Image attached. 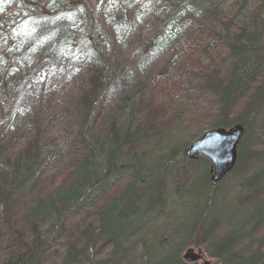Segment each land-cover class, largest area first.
Segmentation results:
<instances>
[{"label": "trees", "instance_id": "1", "mask_svg": "<svg viewBox=\"0 0 264 264\" xmlns=\"http://www.w3.org/2000/svg\"><path fill=\"white\" fill-rule=\"evenodd\" d=\"M236 124L213 184L185 149ZM189 245L264 264V0H0V264Z\"/></svg>", "mask_w": 264, "mask_h": 264}, {"label": "water", "instance_id": "2", "mask_svg": "<svg viewBox=\"0 0 264 264\" xmlns=\"http://www.w3.org/2000/svg\"><path fill=\"white\" fill-rule=\"evenodd\" d=\"M243 127L236 124L228 129L217 128L204 133L198 140L187 146L185 155L189 160L205 158L211 163L209 180L217 184L231 171L237 160V148L243 136ZM201 256L187 250L183 256L185 263H196ZM203 264H220L217 260L204 261Z\"/></svg>", "mask_w": 264, "mask_h": 264}, {"label": "rangeland", "instance_id": "3", "mask_svg": "<svg viewBox=\"0 0 264 264\" xmlns=\"http://www.w3.org/2000/svg\"><path fill=\"white\" fill-rule=\"evenodd\" d=\"M192 127H193V123H192ZM193 129V128H192ZM228 129V128H227ZM210 131V130H209ZM206 133V132H205ZM204 134V133H203ZM202 134V135H203ZM201 135V136H202ZM200 136V137H201ZM199 137V138H200ZM198 138V139H199ZM197 139V140H198ZM196 141V140H195ZM193 143V142H192ZM191 143V144H192ZM187 148V147H186ZM186 156V155H185ZM202 159V158H201ZM204 160H206L207 162H208V164H209V166H211V163L209 162V160H207V159H205L204 158ZM210 168V167H209ZM49 180L50 179H48V180H46V183L47 182H49ZM122 188V184H118L114 189H113V191L111 192V194H113V193H116V192H118L120 189ZM102 205V203L100 202L99 204H97V206H101ZM234 222V221H233ZM187 250H191L192 251V253L193 254H197V255H199V256H201V260H199V261H197L196 262V264H203V262L204 261H209V260H216V259H214V258H212V257H209L207 254H205L204 252H203V250H202V248L201 247H197V245L196 246H194V245H189V246H187V247H185L183 250H182V252H181V254H180V258H181V260L183 261V256L186 254V251ZM218 261V260H217ZM219 262V261H218ZM183 263H185L184 261H183ZM220 263V262H219ZM185 264H188V263H185ZM190 264H195V263H190ZM221 264V263H220Z\"/></svg>", "mask_w": 264, "mask_h": 264}]
</instances>
